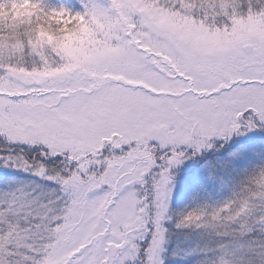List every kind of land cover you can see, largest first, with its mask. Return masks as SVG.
<instances>
[{"label":"snow or ice","instance_id":"snow-or-ice-1","mask_svg":"<svg viewBox=\"0 0 264 264\" xmlns=\"http://www.w3.org/2000/svg\"><path fill=\"white\" fill-rule=\"evenodd\" d=\"M0 264H264V0H0Z\"/></svg>","mask_w":264,"mask_h":264}]
</instances>
